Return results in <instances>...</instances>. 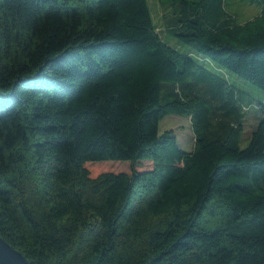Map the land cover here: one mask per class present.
<instances>
[{"label":"trees","instance_id":"trees-1","mask_svg":"<svg viewBox=\"0 0 264 264\" xmlns=\"http://www.w3.org/2000/svg\"><path fill=\"white\" fill-rule=\"evenodd\" d=\"M158 1L186 51L149 0H0V236L33 264H264V121L241 149L220 74L264 92V0Z\"/></svg>","mask_w":264,"mask_h":264},{"label":"rangeland","instance_id":"rangeland-1","mask_svg":"<svg viewBox=\"0 0 264 264\" xmlns=\"http://www.w3.org/2000/svg\"><path fill=\"white\" fill-rule=\"evenodd\" d=\"M155 18L156 30L160 36L169 43L172 47L180 51H186L184 45L179 43L175 38H172L169 33L171 27L173 13L170 9L164 8L158 0H149ZM260 9L255 5L247 4L241 0L231 1V13L240 22L253 19L259 14ZM220 74L226 77L232 85L242 91L245 95V102L250 108H246V120L244 123V130L242 133V140L240 147L244 149L247 147L252 132L264 121V92L249 82L230 74L229 72L220 71ZM172 130L174 135L178 139L180 147L190 152L195 146V133L192 127L191 118L188 116L169 115L166 116L159 124V131L163 133L165 131ZM101 164V165H94ZM94 164H87L93 176H97L103 172L115 171V172H127L130 171V162H98ZM143 169L151 167V163L147 162L142 164Z\"/></svg>","mask_w":264,"mask_h":264},{"label":"water","instance_id":"water-1","mask_svg":"<svg viewBox=\"0 0 264 264\" xmlns=\"http://www.w3.org/2000/svg\"><path fill=\"white\" fill-rule=\"evenodd\" d=\"M0 264H33L22 252L0 236Z\"/></svg>","mask_w":264,"mask_h":264}]
</instances>
